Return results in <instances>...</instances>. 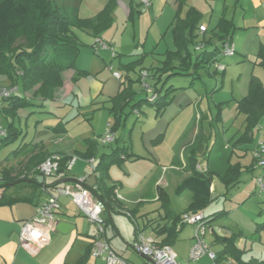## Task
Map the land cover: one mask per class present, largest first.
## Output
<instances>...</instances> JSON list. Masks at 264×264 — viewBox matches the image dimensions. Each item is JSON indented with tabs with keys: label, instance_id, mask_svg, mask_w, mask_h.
<instances>
[{
	"label": "crops",
	"instance_id": "crops-1",
	"mask_svg": "<svg viewBox=\"0 0 264 264\" xmlns=\"http://www.w3.org/2000/svg\"><path fill=\"white\" fill-rule=\"evenodd\" d=\"M108 1L110 0H81L78 8V15L82 18L94 17L104 8ZM112 2L113 6L110 12L112 21L108 28L102 30L98 34H94L93 31L88 28L71 27L70 30L78 39H81V41L82 36L90 37L91 48L93 47L95 39L104 41L108 48L101 50L107 52L110 61L112 58L117 60L118 69L111 66L112 62L110 63L109 61L110 66L113 70H120L123 72L119 67L120 64L137 60L140 57L142 62L147 60L148 56L151 57V54L155 53L154 50L157 45H159L162 38L165 39L166 37L169 39V31L171 32L170 24L178 7V2L177 0H149L148 5H144L140 0H112ZM194 7L199 12L205 9L204 13H207V18L201 19L200 23L206 24L208 30L213 28L221 17L226 18L232 23L233 27L229 29V33L235 45V53L231 56L219 55L217 61L224 64V70L215 71L210 67L207 73L214 77L220 75L222 78L226 70L230 71L228 74L229 80L232 84L234 83L230 92L236 108V101L247 94L251 76H256L261 81V76L257 69L263 67L258 64V53L260 47L264 45V0H194ZM184 13L185 8H182L180 16H183ZM194 34H196L194 41L202 38V35L198 33L197 29H194ZM170 36L172 39V46L168 47L167 50L172 51L175 49V46L172 34ZM206 37H208V34H206L205 38ZM149 40L150 46L146 50L144 48ZM110 48H113L115 51L114 57L111 56ZM99 50L95 51V53H100ZM79 59L80 55L78 52L76 63ZM148 61L150 62L148 65L140 64L139 67L136 68L138 70H134L136 71L135 79L139 87L137 90L134 89L136 93L133 101L143 98L141 97L143 96L141 93L142 85L139 78V71L141 69H147L149 71L145 81L152 88L155 83L160 86L162 81L166 78L167 73L161 76L160 72L154 74L150 69L160 65V63L157 64L156 62H152V59ZM76 68L85 70L91 75L88 74L87 76L79 77L74 83L71 81V77L74 73L73 70L69 69L63 71V85L58 89L53 100L43 102V107L19 109L17 117L14 119V124L16 126L17 123V129L20 131V119L24 118L25 121L26 132L20 136V138L22 137L20 146L21 144L22 146L19 151H16L13 155L5 157L1 164L6 163L9 165L8 170L11 172V175L21 173L19 177H22V173L28 172L30 174L28 178L31 179L32 182H22L31 184L33 189L30 190L29 194H13L11 192V194L8 195L9 197H21L22 200L0 205V264H104V261L99 258H93L89 254L94 225L79 214L73 203L65 196L60 197L61 208L54 216V225L56 227L59 222L68 223L70 226L66 232H60L58 230L51 232L48 242L41 245L36 243L22 245L18 240L21 222L33 216L36 205L44 201L49 194L53 192L54 186L73 182L79 176L86 177L85 185H93L96 182L98 172H89L87 170L86 158L84 156H79L80 158L74 162L71 169H65L62 172L44 176L34 175L36 172L33 171L35 166L50 153H59L69 156L77 153L73 146L74 142L69 138V130L65 127L67 125L65 124L64 126V133H55L49 128L51 124L44 123L41 119L33 118L37 113L54 114V116L59 119L75 110V116L80 115L79 118L88 119L87 115L89 113H93L99 108L106 109L109 104L108 100L115 96L120 88V80L113 77L112 73L109 78H106L107 80H102L97 76H93L92 70L87 66L76 65ZM129 76L132 77L131 71H129ZM159 76H161V80L157 83V78ZM165 83H167V80ZM192 83L193 79L188 83L182 82L180 86H174L173 82H171L169 85H172L176 89L167 94L166 99L169 100L168 104L163 108L160 114H156L154 108L151 109L153 111L154 121L150 122L151 124L148 130L143 132L144 135L142 137L145 140L154 139L157 135L161 134L162 131H166L169 123H171L183 110L188 109L190 106L195 107V118L192 120L189 132L185 136L182 135L183 138L181 137L182 140L179 144V149H177L178 151H176L175 158L168 166L163 164L162 167L166 168L160 169L159 174L152 181L155 195L146 198L140 194L135 198H129V196H125L120 192L121 186L119 187L117 182L111 178L112 176L110 174L111 180L115 181L117 185V194L121 195L122 198H116L113 208L105 209L104 211V217L108 220L105 236L110 246L119 255L134 264L135 262L124 256V253L129 248L135 252L131 247L134 231L137 228L143 231L146 224L154 225L153 221L147 220L139 227L136 223V215H134V213L136 212L138 215H142L141 212H143L145 206V204L142 203L145 202L144 200H162L164 205L169 201L168 188H170L171 192L175 195H180L174 192V188L184 177L194 170L191 169L190 162L192 159L198 160L202 158V153L204 151L203 145L206 146L208 131L200 127V121L204 119L208 122L210 118L213 119L211 117L210 108L214 101L213 99L211 100V105L207 92H203L201 87L199 88L195 84L192 86ZM79 84H82L83 87ZM0 85L12 86L15 88L16 93L22 92L19 84L12 85L10 79L3 75H0ZM133 85H135V83ZM165 85L166 87L168 86L164 84L162 93L166 88ZM143 93L146 97L145 92ZM213 96L212 94L211 98ZM143 104L144 103L141 104L139 112L145 111L143 109ZM5 105L6 103L0 99V106ZM136 116L138 115H135V117ZM31 118H33L34 133L29 137L27 136L28 130L26 127L28 120ZM0 119L4 122L1 112ZM110 122L112 124V121L109 119L108 123ZM257 132L258 133L253 131L250 132L252 143L250 148L246 149L248 151L238 147L241 151L237 153L236 162L233 161L232 153L229 151L230 147L224 145L228 152L219 155L217 160L212 161L210 163L211 169L215 171V173L222 172L229 163H237L241 167L250 166L252 163V150L255 147L256 141L262 139L260 131ZM101 133L96 135H100ZM94 138L90 139L86 137L84 146L81 148L82 151L79 153L82 154L86 151L94 150L93 165L95 167L99 161H96L97 158L100 159L102 155L111 153L114 148L111 151L108 150L110 152H105L98 148V142L96 141V143ZM25 139H27L28 142H25ZM130 152L132 153V151ZM228 155L230 156L228 157ZM158 159L160 158L158 157ZM241 162L244 165H241ZM75 166L76 169H80L82 172L74 173L72 170H74ZM257 170L258 167L250 170V173L254 177V181L255 177L259 175ZM210 189H212V183ZM1 195L2 193L0 191V196ZM190 199L191 193L189 192L188 200L178 212H172L171 214L170 211L166 210L167 212L164 213V223H171L175 215L181 214L188 205ZM72 207L74 209H72ZM123 209L128 211L131 215L129 217L132 224V233L129 234L128 232L126 236L121 233L113 218V214L115 213H124ZM159 215H161L160 212ZM222 216H226V218L230 217L234 221L232 225L223 227L230 228L233 226L232 229L237 232H241L243 229H253L254 231L258 228L257 226L262 224L263 227L264 225V211L262 208L260 209L259 216L252 220L242 214L238 209L225 211ZM157 226L158 229L162 225L157 222ZM208 233L211 235L209 243L211 249L218 252L221 250L222 244L215 241V236L211 232ZM165 235L166 233L158 234L159 237L155 239L161 242ZM192 236L193 231L192 234L190 233L188 236V249L192 243ZM128 241L130 242L128 243ZM173 244L174 241L170 246L172 247ZM175 253L178 258V252L175 251ZM187 253L185 258H180V260H185ZM207 262L208 259L206 256H202L197 261L198 264H206Z\"/></svg>",
	"mask_w": 264,
	"mask_h": 264
},
{
	"label": "trees",
	"instance_id": "trees-1",
	"mask_svg": "<svg viewBox=\"0 0 264 264\" xmlns=\"http://www.w3.org/2000/svg\"><path fill=\"white\" fill-rule=\"evenodd\" d=\"M80 2L81 0H0V75L10 79L11 84H19L22 91L21 93L14 92L9 97L2 99L6 103L5 106H0L6 133L0 137V147L14 143L22 135V132L14 124L19 109L43 107V102L54 99L56 92L63 85V71L73 70L71 81L74 83L79 77L89 74L85 70L76 68L75 63L80 42L70 28H88L94 34L100 33L111 24L110 12L113 2L112 0L108 1L97 15L90 18H82L78 15ZM177 2L178 7L170 24L175 49L166 50L163 62L150 68L154 74L160 72L162 76L167 73L160 86L154 84L155 99L149 101L145 97L133 101L136 93L133 84L136 79L129 76V71H134L135 67L140 65L141 57L119 65L123 70L124 80L120 81L117 94L110 98L111 105L108 108L113 117L110 129L114 132L117 127L124 124L129 114L134 113V109H138L139 112L142 103L153 106L156 114H160L169 102L166 99L167 94L176 89L172 85H168L162 93L166 80L173 74L199 77L197 71L202 67L209 71L212 63L221 54L223 43L227 39L232 40L229 33V29L233 27L232 23L221 17L215 26L208 30L205 48L194 54L190 50V45L194 46L196 38L194 29H197L200 24L201 13L194 6H188L184 15L180 16L186 0H177ZM258 57V64L264 67V45L260 47ZM161 76L157 78V83L161 80ZM236 111L244 116L243 132L238 141H249L252 139L250 132L258 126L264 115V83L256 76H251L247 94L236 101ZM217 117H219V112ZM49 128L58 134L65 132L61 120ZM20 147L18 146L15 152L19 151ZM52 154L58 156V169L55 173L64 171L66 169L65 162L70 156L59 153H50L47 156ZM94 155V150L81 154L85 158ZM131 156L132 153L127 152L125 147L116 146L111 153L102 155L95 166V171L98 173L95 182L96 188L93 192L104 202L105 209L113 208L117 198V185L108 174V165L119 163L123 158ZM105 158H107L106 162L103 161ZM253 162L252 158V163L246 167L248 170L254 168ZM195 163L196 160L192 159L190 167L194 170L174 188L176 194H181L184 191L191 193V199L183 212L203 210L212 200L210 189L212 173L218 175L221 182L228 187L237 183L241 171V166L237 163H229L224 171L218 173H215L209 166L206 171H197ZM10 173L9 170L3 171L0 187L22 181L32 182L27 177H19ZM34 175L41 174L36 172ZM20 200H22L21 197H9L3 192L0 196V205ZM224 213L225 211L221 210L206 215V217L210 219L211 223ZM180 215H175L171 223L166 222L158 229L156 228L158 234L166 233L161 244L171 245L177 237L179 228L182 226L177 227ZM105 222L107 226L106 218ZM259 226L262 227V224ZM213 235L215 241L223 242V248L217 252L218 260L228 258L226 253L231 239L215 233ZM236 264L250 263L236 262ZM252 264H264V258L254 261Z\"/></svg>",
	"mask_w": 264,
	"mask_h": 264
},
{
	"label": "rangeland",
	"instance_id": "rangeland-1",
	"mask_svg": "<svg viewBox=\"0 0 264 264\" xmlns=\"http://www.w3.org/2000/svg\"><path fill=\"white\" fill-rule=\"evenodd\" d=\"M190 5L194 6V0H186L183 8H185L186 10V8ZM204 10L205 9H202V11H200L201 19L207 18V13H204ZM170 35L171 32L169 31V39H167L166 37L165 39L162 38L159 42V45H157L156 49L154 50L155 53L151 54V57L148 56V59L141 62L140 64L148 65L150 63L148 60L150 59L153 60L152 62H156L157 64L163 62V60L165 59L166 50L168 49V47L172 46V39ZM81 38L82 41L81 39H78L80 42L78 49L80 59L77 61L76 65L85 67L87 66L92 70L93 76H97L102 80H107L106 78H109L111 74V71L109 69L110 60L108 59L107 52L100 49V53H95L93 47L91 48L90 46V37L82 36ZM149 46L150 40L145 45L144 49L147 50ZM190 50L194 54L200 52L199 50H196L193 45H190ZM111 62V66L117 68V60H115V58H112L110 63ZM137 67H139V65L135 67L136 71L138 70L136 69ZM136 71H131L133 79L136 78ZM257 71L261 76V82H264V68L259 67ZM197 72L199 77L196 78H193V75L190 76L185 74H173L167 79V83L165 84L169 85L171 82H173L174 86H180L182 82L188 83L191 79H193L192 86H194L195 84L199 88L201 87L203 92H207V96L211 102V105V100L213 99L214 101L213 105L210 108L212 114L211 117L213 119L210 118L208 122H206L204 119L200 121V127L208 131L206 146L203 145L204 151L202 153V159L210 167V163L217 160L219 158V155L228 152L224 147V145H226L227 147H230L229 151L232 153L233 161H235L237 158V153H240L241 151L238 147L245 150L249 149L252 143V139L243 142L238 141L243 132L244 123L243 115L237 113L235 102L233 101L230 92L231 87L234 84H232V82H230L229 80L228 74L230 71L226 70L222 78L220 75H217L216 77H214L213 75H208L207 69L204 67L200 68ZM89 75L91 74L89 73ZM12 85H15V83H12ZM79 85L83 87L82 84ZM8 86L9 85H7V87ZM133 86V89H138L139 86L137 84V80L135 81V85ZM141 90V93L143 95L141 97L144 98L145 95L143 93V88ZM212 94L214 96L211 98ZM108 103L109 104L106 109L99 108L93 113H89L87 115L88 119L79 118L80 115L75 116V110L67 113L66 116H63V118L59 119L56 118L54 114L49 113H37L33 118L41 119L44 123L51 124V126L55 125L58 120H61L64 126L66 124L67 126L65 127L69 130V138L74 142L73 146L77 152L75 153V155L78 157L77 159H79V156H81L79 152L82 151L81 148L84 146L85 138L88 137L91 139L97 137L98 135L96 134L101 132V134H103L106 129L111 126V122L108 123L109 119L113 122V117L108 111V108L111 105L110 100H108ZM143 105V109L145 111L139 112L138 116L136 117V114L134 113L129 114L126 117L124 124L117 127L115 141L106 145L98 143V148L105 152H110L116 146L122 145L125 146L127 152L132 151L133 157L131 156L129 158H123L119 163H112L108 165L109 176L111 174V178L117 182L119 187L121 186L120 192H122L125 196H129V198H135L140 194L146 198L155 195L152 181L157 177L160 169L166 168L162 167V165L166 164L165 166H168L175 158V154L177 153L176 151H178L177 149H179V144L183 138L182 135L185 136L189 132L192 120L193 118H195L196 112L194 106L188 107V109L183 110L171 123H169L166 131H162L161 134L157 135L154 139L145 140L142 137L144 135L143 132L148 130V127L151 124L150 122H153L154 118L153 111L151 110L153 109V106L147 103H144ZM218 112L219 117H217ZM33 118L28 120L26 127L28 130L27 136L29 137L34 133ZM24 122V118H21L19 128L21 129L22 135L26 132ZM0 124H2V126H5V123L1 121V119ZM16 127H18L17 123ZM252 131L255 133H258L257 131H260L262 139L258 140H264V115L260 119V123L258 124V126H256ZM21 142L22 139L19 137L14 143H10L8 145L0 147L1 176L3 171L8 170L9 167V165H7L6 163L1 164V162L5 157L13 155L16 148L20 146ZM25 142H28V140L25 139ZM157 156L160 159H158ZM98 160L99 159L97 158L96 161ZM103 161L106 162L107 158H105ZM41 162H39L35 166L33 171L39 173L38 166ZM241 165L244 164H242L241 162ZM72 171L74 173L82 172L80 169H76V166ZM257 173L259 175H263L264 180V170L262 168H258ZM20 174L21 173L17 175L19 176ZM21 176L28 178L30 174L28 172H24ZM32 189L33 186L31 184L23 182H17L6 187H0L1 193L5 192L6 195L11 194V192L13 194H29L30 190ZM211 190L213 198L203 208V212L205 215H209L221 210L230 211L232 209H238L242 214L252 220L255 217L259 216L261 208L264 211V192L259 191L256 177L254 181V177L250 173V170L246 168V166L241 167L237 183L228 187H226L225 184L221 182L218 175L212 173ZM167 192L169 201H167L164 205L162 200H144L145 202L142 203H144L145 206L143 208V212H141L142 215L140 216L136 212L134 213V215H136V223L139 227H141L142 224L147 220L153 221L154 225L146 224L145 228H143V232L145 235H150L154 238L159 237L158 233L156 232V228L158 227L157 222L160 223V225H164V213L167 212L166 210L170 211L171 214L172 212H178L189 198V191H184L180 195H175L171 192L170 188H168ZM72 209L74 208L72 207ZM123 211L126 210L123 209ZM159 212L161 213V215H159ZM113 218L124 236H126L128 232L129 234L132 233V224L129 216H127L125 213H115L113 214ZM233 222L234 221L230 217L226 218V216H218L213 221V224L218 226H230L233 224ZM232 227L230 228L232 229ZM232 230L231 232H234L233 235L231 233L222 235L231 239V244L228 248V252L226 253L228 258L225 259H230L234 262L252 264L254 261H258L264 258V225L263 227L259 226L254 231L253 229H243L241 232ZM192 231L193 226L188 223L182 224V226L179 228L177 237L175 238L174 244L172 245L173 250L178 252L179 256L177 259L179 261H184L183 259L186 256L189 244L188 236L190 233L192 234ZM204 238L208 243H210V233L206 232ZM120 240L123 241L122 239ZM218 241L220 244H222L223 248V242H221V240ZM129 242L130 241H128V243ZM124 256L135 262V264H150L145 260V258H143L138 253L133 252L130 248L127 249V251L124 253ZM180 258L183 259L180 260Z\"/></svg>",
	"mask_w": 264,
	"mask_h": 264
},
{
	"label": "built area",
	"instance_id": "built-area-1",
	"mask_svg": "<svg viewBox=\"0 0 264 264\" xmlns=\"http://www.w3.org/2000/svg\"><path fill=\"white\" fill-rule=\"evenodd\" d=\"M140 2L144 5L149 4V0H140ZM197 31L202 35V38L195 41L194 48L201 51L205 48V36L208 33V28L206 24L200 23ZM93 48L94 51H98L99 49H106L108 46L101 39H95ZM110 51L111 56L114 57L115 51L113 48H110ZM234 53L235 45L232 40L227 39L223 43L220 55L231 56ZM210 67L215 71H223L225 68L224 64L217 60L213 62ZM109 69L113 77L120 81L124 80L123 72L113 70L111 66H109ZM148 73L149 71L147 69H141L139 71V78L147 99L153 101L156 97V93L145 81ZM14 92V87L0 85V99L9 97ZM134 113L138 114V109H134ZM5 133L6 130L4 126L0 125V137L4 136ZM115 139L116 133L112 131L110 127L107 128L103 134L95 137L98 143L104 145L115 141ZM77 158L75 154L70 155L65 162L66 169H71ZM252 158L254 159L253 167L262 168L264 170V140L257 141L256 146L252 150ZM85 160L87 170L89 172H94V158L90 157ZM207 168L208 165L202 158L196 160L195 170L206 171ZM57 169L58 156L55 154L46 157L38 166L39 174L44 176L54 174ZM85 179V176H79L73 182L54 186L53 192L49 194L44 201L36 205L33 216L21 222L18 232L19 243L22 245H27L29 243L41 245L48 242L51 232L56 231L54 216L61 208L60 197L65 196L73 203L79 214L94 225V232L89 247V254L91 257L101 259L104 261V264H134L123 258L110 246L105 236L106 222L104 217V202L93 192L96 185H85ZM256 182L259 191H264L263 175H258L256 177ZM116 197L122 198L119 194H116ZM123 212L127 216H131L128 211ZM185 223L193 226V236L187 257L182 262L177 259V254L170 245L161 244L152 236L145 235L139 228L134 231L131 247L150 264H198L197 261L202 256L207 257L208 262L206 264H236V262L230 259L218 260L217 252L211 249L210 244L206 242L204 238L206 232L221 236L230 234L231 230L229 228L215 225L212 222L210 223V219L206 217L202 210L182 212L177 227Z\"/></svg>",
	"mask_w": 264,
	"mask_h": 264
},
{
	"label": "water",
	"instance_id": "water-1",
	"mask_svg": "<svg viewBox=\"0 0 264 264\" xmlns=\"http://www.w3.org/2000/svg\"><path fill=\"white\" fill-rule=\"evenodd\" d=\"M69 224L65 223V222H59L56 225V230L60 231V232H66V230L69 228Z\"/></svg>",
	"mask_w": 264,
	"mask_h": 264
}]
</instances>
